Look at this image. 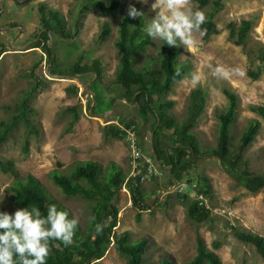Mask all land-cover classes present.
Returning <instances> with one entry per match:
<instances>
[{
	"label": "rangeland",
	"instance_id": "1",
	"mask_svg": "<svg viewBox=\"0 0 264 264\" xmlns=\"http://www.w3.org/2000/svg\"><path fill=\"white\" fill-rule=\"evenodd\" d=\"M85 1L0 0V46L3 48L0 53V118L35 77L42 81L30 99L33 117L41 125L40 134L31 135L27 150L23 151L19 139L22 126H18L14 136L0 146L2 159H11L19 176L32 173L72 216L79 218L82 228L89 216L90 201L64 195L48 176L52 168L68 172L75 160L83 159L98 161L104 168L109 160H114L126 176L134 170L140 172L139 185L148 207L139 210L133 206L128 190L122 185L113 199L118 208L113 230H128L130 239L147 236L149 243L143 255L147 264H155L163 256L174 264L189 260L196 252L197 235L202 237L206 247L219 255L220 264H264V256L252 244L234 235V230L245 229L264 236V184L254 191L247 190L212 154L198 158L180 180L168 184L167 170L151 152V115L142 119L136 103L115 81L117 51L113 39L119 16L132 5L145 14L147 22L151 21L155 16L151 8L154 0L146 3L121 0L116 13L86 8ZM191 3L194 10L205 12L203 6L193 0ZM40 4L45 13L48 8L58 10L64 22V28L50 30L44 42L51 49L48 61L41 43L31 45L39 39L37 34L42 30ZM241 18H249L252 23L243 40L236 43L229 38L228 22L238 24ZM104 19L110 23V32L105 40L99 41ZM213 19L217 32L204 38L201 29L193 34L192 45L181 46L179 61L186 69L167 93V98L174 100L170 111L180 121L189 90L193 87L204 90V108L192 130L200 147L207 150L215 144L216 113L226 104L222 87L235 91L238 104L231 126L232 140L235 142L250 119L259 120L258 131L242 156L251 170L264 174V116L248 106L264 102V0H222V7L214 13ZM159 42L151 39L145 50L134 56L135 68L156 65ZM217 65L228 69V74L213 76L211 68ZM237 69L243 75L235 71ZM194 74L200 76L196 86L191 82ZM129 121L133 126L124 128ZM110 124L124 128L122 137L107 134L106 127ZM128 130L133 131L139 148V157L133 162ZM202 174L209 177L211 197H204L194 189L198 175ZM13 181V175L0 170V212L11 214L21 208L9 197ZM176 192L186 194L188 201L194 199L208 207L207 216L199 221L188 216L187 202L178 201ZM90 264H124V256L110 242L104 254Z\"/></svg>",
	"mask_w": 264,
	"mask_h": 264
},
{
	"label": "trees",
	"instance_id": "2",
	"mask_svg": "<svg viewBox=\"0 0 264 264\" xmlns=\"http://www.w3.org/2000/svg\"><path fill=\"white\" fill-rule=\"evenodd\" d=\"M193 1L205 8L206 21L201 25V29L203 30L202 36L207 38L218 31L213 15L222 7V0ZM120 2L121 0H86L84 7L116 13ZM39 12L42 30L37 35L42 41L35 40L31 45L36 46L41 43L48 61L51 49L44 42L49 38V31L54 28L62 30L64 22L58 10L48 8L45 13L43 4L39 5ZM144 15L132 19L128 17L126 10L119 16L116 35L113 39L117 51L114 74L115 81L123 87L124 94L136 103L140 117L142 119H147L149 115L152 117L151 152L160 166L167 170L168 184L180 180L183 172L198 158L213 154L218 157L221 167L236 182L249 191L256 190L264 184V174L251 170L242 152L254 139L259 128V120L250 119L233 142L231 126L237 112L238 97L232 89L222 87L226 104L224 109L216 113L215 144L207 150L201 148L192 127L197 123L204 108V90L200 87H193L189 90L185 113L180 121L170 111L174 100L167 98L173 81L185 73V64L179 61L181 46L169 47L160 41L157 46L156 65L134 67V56L143 52L151 41V38L143 31L144 27L150 23L146 21ZM251 23L252 20L249 18H241L238 24L229 21V38L240 43ZM109 32L110 23L104 19L100 25L98 40H105ZM64 34L68 35V33ZM2 49L0 46V53ZM177 69H179V75L176 74ZM41 83L42 81L35 77L32 84L22 89L17 99L10 105V110L0 118V146L14 136L18 126H22L19 139H21L23 151L27 150L29 137L40 134L41 125L33 117L34 107L30 99ZM248 106L250 110L264 116V102L251 103ZM131 125L133 126V122L129 121L124 124V128H130ZM124 128L110 124L106 127V132L113 137H122L125 132ZM165 130L169 131L165 132ZM0 170L14 176V181L9 186V197L15 205L21 208L28 207L29 210L32 207H38L42 215L46 216L47 206L54 204L58 210L68 212L70 219L73 218L69 209L54 198L32 173L27 172L19 176L11 159H2L0 156ZM48 176L64 195L79 196L89 200L90 204L86 224L83 228L78 224L72 245L65 247L59 241H50L51 251L46 264H90L104 254L110 242L118 253L124 256V264H147L143 260V255L149 243L148 237L141 235L137 239H130L128 230L120 232L113 230L117 223L118 212L113 199L122 185H125L128 190L133 206L139 210L148 207L144 201L145 194L139 185L140 172L126 176V172L114 160H109L107 165L101 168L98 161L83 159L75 160L68 172L52 168ZM194 189L204 197H211L208 175H198ZM175 198L178 201L187 202L188 216L197 221L202 220L209 212V208L200 205L197 200L188 201L189 197L183 192L181 194L176 192ZM92 217L95 219L92 220ZM105 222L107 226L101 234H97L95 225ZM234 235L240 241L252 244L255 250L264 256V236L262 234L242 229L234 230ZM195 248V254L182 264H220L219 255L206 247L200 235L196 236ZM155 264H174V262L167 256H163Z\"/></svg>",
	"mask_w": 264,
	"mask_h": 264
},
{
	"label": "clouds",
	"instance_id": "3",
	"mask_svg": "<svg viewBox=\"0 0 264 264\" xmlns=\"http://www.w3.org/2000/svg\"><path fill=\"white\" fill-rule=\"evenodd\" d=\"M151 8L155 16L143 31L153 41H162L169 47L192 45L193 34L201 32L206 21L202 11L193 9L191 0H154ZM127 15L135 19L143 13L130 5ZM211 71L213 76L224 77L229 70L217 65ZM235 71L243 75L239 69ZM176 74H180L179 69ZM191 82L198 85L200 76L194 74ZM46 213L42 215L38 207L18 208L11 214L0 212V264H46L50 241H59L65 247L73 244L79 218L70 219L68 212L58 210L54 204L47 206ZM106 226L107 222L96 224L95 232L101 234Z\"/></svg>",
	"mask_w": 264,
	"mask_h": 264
},
{
	"label": "built area",
	"instance_id": "4",
	"mask_svg": "<svg viewBox=\"0 0 264 264\" xmlns=\"http://www.w3.org/2000/svg\"><path fill=\"white\" fill-rule=\"evenodd\" d=\"M127 132H128V139H129V142H130L131 150H132V162H133V161H135L136 158L139 157V148H138V146L135 143V135H134L133 131L132 130H128ZM134 166H135V164H133V167ZM134 171H131V174H129V175H134L136 173H139V172H136V171L134 172ZM140 177H142L141 173H140Z\"/></svg>",
	"mask_w": 264,
	"mask_h": 264
},
{
	"label": "water",
	"instance_id": "5",
	"mask_svg": "<svg viewBox=\"0 0 264 264\" xmlns=\"http://www.w3.org/2000/svg\"><path fill=\"white\" fill-rule=\"evenodd\" d=\"M211 156H215V155H213V154H212ZM215 157L218 159V157H217V156H215ZM218 162H219V159H218Z\"/></svg>",
	"mask_w": 264,
	"mask_h": 264
}]
</instances>
